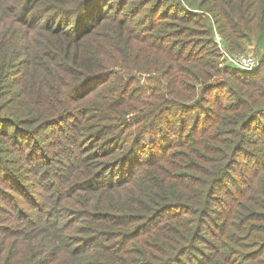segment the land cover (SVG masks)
I'll return each mask as SVG.
<instances>
[{"label": "trees", "instance_id": "trees-1", "mask_svg": "<svg viewBox=\"0 0 264 264\" xmlns=\"http://www.w3.org/2000/svg\"><path fill=\"white\" fill-rule=\"evenodd\" d=\"M0 264H264V0H0Z\"/></svg>", "mask_w": 264, "mask_h": 264}, {"label": "built area", "instance_id": "built-area-1", "mask_svg": "<svg viewBox=\"0 0 264 264\" xmlns=\"http://www.w3.org/2000/svg\"><path fill=\"white\" fill-rule=\"evenodd\" d=\"M216 41L220 43L222 37L219 34H216ZM224 52V57L228 63L235 65L236 67L242 68L247 71H254L258 68L260 64V59L254 55L248 53H237L233 54L228 52L226 49L222 48Z\"/></svg>", "mask_w": 264, "mask_h": 264}, {"label": "rangeland", "instance_id": "rangeland-1", "mask_svg": "<svg viewBox=\"0 0 264 264\" xmlns=\"http://www.w3.org/2000/svg\"><path fill=\"white\" fill-rule=\"evenodd\" d=\"M247 71V70H246Z\"/></svg>", "mask_w": 264, "mask_h": 264}]
</instances>
